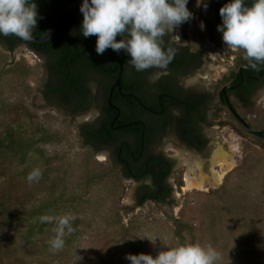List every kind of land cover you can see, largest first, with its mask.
Returning <instances> with one entry per match:
<instances>
[{
  "label": "rangeland",
  "instance_id": "1",
  "mask_svg": "<svg viewBox=\"0 0 264 264\" xmlns=\"http://www.w3.org/2000/svg\"><path fill=\"white\" fill-rule=\"evenodd\" d=\"M209 15L207 32L194 22L187 31L207 67L182 82L185 94L210 100L202 124L208 150L197 155L172 133L154 147L174 163L166 202L138 205L141 182L123 175L111 147L95 151L83 143L81 127L98 117L94 102L76 115L49 105L43 58L23 45L13 52L0 45V264H130L126 254L155 256L182 242L213 246L220 255L216 264H264V139L251 131H264V90L248 99V108L232 97L251 128L245 130L218 95L238 50H226L229 62L217 55L222 33ZM11 136L22 146L7 147ZM219 149L228 155L223 166L213 160ZM34 168L41 178L29 183ZM186 177L205 179L204 188L188 190ZM66 213L76 216L73 231L54 252L48 245L54 222L39 218Z\"/></svg>",
  "mask_w": 264,
  "mask_h": 264
},
{
  "label": "trees",
  "instance_id": "2",
  "mask_svg": "<svg viewBox=\"0 0 264 264\" xmlns=\"http://www.w3.org/2000/svg\"><path fill=\"white\" fill-rule=\"evenodd\" d=\"M74 1L34 0L38 22L32 36H41L55 15ZM227 2L216 1L217 21L221 22L219 9ZM245 3L251 6L253 0H245ZM79 8H74L63 17L58 32L47 43L31 44L9 35L0 36V45L8 52L26 45L44 58L47 82L43 94L49 105L76 115L87 112L94 102L98 117L81 127L83 143L95 151L111 147L123 175L141 182L137 188L138 205L150 200L166 202L173 192L169 178L174 163L153 152L154 147L160 145L170 133L193 145L197 151H202L207 142L202 135V124L206 123L210 100L200 94L190 98L188 94L180 92L179 85L180 77L201 65V55L190 53L187 47L172 43L173 32L163 37V46L175 49V55L166 69L150 68L138 72L129 63L130 57L121 52L123 76L120 86L111 93L120 72L116 53L106 49L102 55L96 54L97 37L93 35L85 38L80 32L83 15ZM184 39L187 41L186 35ZM262 70L263 66L255 73L260 74ZM237 83H240V78ZM251 86H242L234 95L235 100L246 108L250 106L248 99L256 90ZM218 95L221 105L233 114L234 120L245 130H251L249 124L238 116L230 97L225 99L222 92ZM254 135L264 139V132ZM11 138L7 147L22 146L20 137Z\"/></svg>",
  "mask_w": 264,
  "mask_h": 264
},
{
  "label": "clouds",
  "instance_id": "3",
  "mask_svg": "<svg viewBox=\"0 0 264 264\" xmlns=\"http://www.w3.org/2000/svg\"><path fill=\"white\" fill-rule=\"evenodd\" d=\"M188 0H82L79 11L83 15L80 32L87 38L95 35V52L102 55L106 49L127 54L129 63L138 72L150 68L166 69L175 55V49L165 48L163 37L193 18ZM206 10L207 0H196V6ZM221 23L217 31L227 49L243 51L244 67L257 68L264 62V0H228L220 9ZM38 22L34 0H0V36L14 35L22 41L32 39ZM205 28L204 22L199 24ZM119 37V39H117ZM41 178V170L34 168L27 174L29 183ZM41 223H53L55 235L48 245L52 251L63 249L67 234L73 231L72 213L52 217L40 216ZM130 264H216L220 259L211 245L184 243L167 247L155 256L126 254Z\"/></svg>",
  "mask_w": 264,
  "mask_h": 264
},
{
  "label": "flooded vegetation",
  "instance_id": "4",
  "mask_svg": "<svg viewBox=\"0 0 264 264\" xmlns=\"http://www.w3.org/2000/svg\"><path fill=\"white\" fill-rule=\"evenodd\" d=\"M195 1L196 0H188V4H187L188 9L193 14V18L190 19L189 21L181 24L179 27L175 28L173 30L174 39H171L172 43H176L175 45L180 46V47H187L189 49L190 53L201 55V58H202V63L197 69H194L193 71L189 72L185 76L180 77L179 85L181 86L180 92H183L182 94H184V90H183L184 88L182 86V82L185 80V78L187 79V77H191V76L196 77V76H198L201 73L202 70L204 71L205 67H207V61L205 60V56L203 55V53L198 52V51H193L192 48L190 47V43L188 42V41H191L188 38V36H187V31L189 29L190 24H192L194 22V23H196L198 28H200L198 24H200V22L203 21L204 25H205L204 30L207 32L208 31V27H207V25L205 23L207 21H205V20L208 17L209 10H210V15L209 16H210V18H213V20H214L213 23H214V28H215L216 31H217V25L221 23L220 21H217L215 19V9H216V1L217 0H207L208 7L206 9L207 10L206 12H205V9L203 8L202 5L200 7H197ZM198 11H200V13ZM201 12H202V14H201ZM185 35L187 36V41H185V39H184ZM219 37H221L220 34H219ZM23 46L26 49L30 50L32 53H34L36 56L40 57V55H38V53L34 52L33 50H31L26 45H23ZM213 50H217V52H219L217 54L218 56H225V58L228 59L227 62L230 61V59L227 58L228 52L226 50H228V49H227L226 45H224L223 41L220 40L217 44H215ZM236 50H238V51H236ZM235 51H236V54H234V56H237V54H238V56L235 59L234 72H232L228 77L223 79V81L225 82L224 83V87L219 92V93H221V92L224 93L225 99H228V97H230L229 99L231 101H232V97H235L237 95V92L239 90H241L242 86L244 87V86H246L248 84H251L252 85L251 87H253V89L256 88V90L254 91V94L251 95L250 98L252 96H254L257 92H259L261 90H264V62L258 63L256 69H252L250 67H244V65L247 63V61L243 60V58H242L243 57V51L239 50V49H235ZM43 61H44V58H43ZM232 63H234V61L231 62V64ZM235 65L238 66L236 71H235V68H236ZM262 66H263V70L260 72V74H256L255 71L258 70ZM189 67H191V66H189ZM239 78H240V83H237ZM250 80L252 82H254V83L250 82ZM240 93H242V92L240 91ZM198 96H199V93L189 94L188 95V97H190V98H193V97L196 98ZM237 103H240V101L237 100ZM177 138L179 140L181 139L179 137H177ZM205 138H206L207 142L205 143L204 148H203L202 151H197L193 145L191 146V145H189L188 143H186L184 141H182V142L193 153H195L197 155H204L205 154V150L206 149L208 150L207 147H208V144H209V138H207V137H205Z\"/></svg>",
  "mask_w": 264,
  "mask_h": 264
},
{
  "label": "water",
  "instance_id": "5",
  "mask_svg": "<svg viewBox=\"0 0 264 264\" xmlns=\"http://www.w3.org/2000/svg\"><path fill=\"white\" fill-rule=\"evenodd\" d=\"M82 4V0H76L70 4H68L67 6H65L64 8H62L53 18V20L51 21V23L49 24V26L47 27V29L45 30V32L38 37H34L32 36V39L30 41H27L31 44H44L49 42L50 40H52L54 38V36L56 35V33L58 32L60 26H61V22L63 17L70 12L71 10H73L74 8L80 6ZM116 58L120 67V72H119V76L117 78V80L114 82V84L112 85V89H111V93L113 91V89L117 86H120L121 83V79L123 76V71H124V67H123V60H122V53H116ZM253 133H258V132H264V131H258V130H251Z\"/></svg>",
  "mask_w": 264,
  "mask_h": 264
},
{
  "label": "bare ground",
  "instance_id": "6",
  "mask_svg": "<svg viewBox=\"0 0 264 264\" xmlns=\"http://www.w3.org/2000/svg\"><path fill=\"white\" fill-rule=\"evenodd\" d=\"M213 160L214 162H217V163H220V166H223L222 163L226 162V160L228 159V155L223 152L221 149L217 150L216 153L213 155ZM226 165H228V163H225ZM225 170L219 174L218 176L216 175L215 176V180L220 182L221 179L224 177L225 175ZM219 178V179H218ZM205 179L203 178H200V179H192V178H189V177H186L185 179V183H186V188L188 190H193V189H203L204 188V184H205Z\"/></svg>",
  "mask_w": 264,
  "mask_h": 264
}]
</instances>
